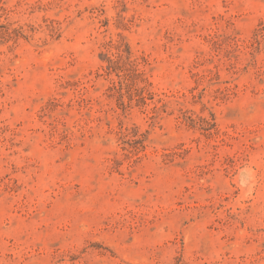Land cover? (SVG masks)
<instances>
[{
	"label": "rangeland",
	"instance_id": "374dc122",
	"mask_svg": "<svg viewBox=\"0 0 264 264\" xmlns=\"http://www.w3.org/2000/svg\"><path fill=\"white\" fill-rule=\"evenodd\" d=\"M0 264H264V0H0Z\"/></svg>",
	"mask_w": 264,
	"mask_h": 264
}]
</instances>
